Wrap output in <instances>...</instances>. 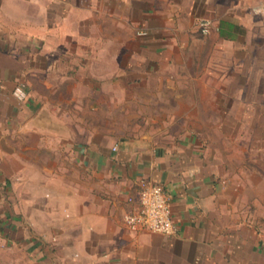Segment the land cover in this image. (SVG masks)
Here are the masks:
<instances>
[{
    "label": "crops",
    "instance_id": "crops-1",
    "mask_svg": "<svg viewBox=\"0 0 264 264\" xmlns=\"http://www.w3.org/2000/svg\"><path fill=\"white\" fill-rule=\"evenodd\" d=\"M217 6L215 0H0V264H264V228L250 226L248 212L236 206L235 186L222 184L191 135L163 143L110 138L71 113L82 106L71 95L75 86L89 85L82 65L90 51L113 53L118 66L107 74L120 78L128 74L120 68L122 52L130 50L149 61L130 74L168 77L157 90H185L174 80L181 76V29L218 15ZM93 11L101 26L110 20L117 30L140 26L148 35H73V21L87 25ZM41 89L70 98L53 103ZM176 98V108L186 105ZM142 181L170 193L177 233L125 226Z\"/></svg>",
    "mask_w": 264,
    "mask_h": 264
},
{
    "label": "rangeland",
    "instance_id": "rangeland-1",
    "mask_svg": "<svg viewBox=\"0 0 264 264\" xmlns=\"http://www.w3.org/2000/svg\"><path fill=\"white\" fill-rule=\"evenodd\" d=\"M215 2L218 15H203L181 29V76L174 80H181L185 90H157L155 85L161 87L168 77L130 74L144 71L149 62L134 57L130 50L122 52L120 68L128 74L120 78L107 74L118 66L113 53L90 51L89 62L82 65L89 68L82 77L89 85L75 86L71 95L82 106H74L71 113L84 118L87 123L83 127L110 138L150 136L152 141L163 143L171 142L172 135L175 139L179 134L181 139L191 135L203 156L222 173V184L235 186L236 206L248 212L250 226L264 228V0ZM96 14L91 12V20L81 27L73 21V35L80 32L98 38L120 34L125 39L148 35L140 26L117 30L110 20L101 26ZM202 18L212 21L207 33L199 26ZM230 19L237 24L234 33L220 35V22ZM81 60L78 56L75 67H81ZM40 94L53 103L56 99L60 102V97L62 101L70 98L69 93L54 94L46 89ZM178 95L186 103L181 109L174 104ZM175 112L179 114L175 116Z\"/></svg>",
    "mask_w": 264,
    "mask_h": 264
},
{
    "label": "built area",
    "instance_id": "built-area-1",
    "mask_svg": "<svg viewBox=\"0 0 264 264\" xmlns=\"http://www.w3.org/2000/svg\"><path fill=\"white\" fill-rule=\"evenodd\" d=\"M199 26L202 32L207 33L212 27V21L202 18ZM171 206L172 197L162 185L142 181L136 204L124 215L123 222L131 230L148 229L164 235H173L177 233L178 227Z\"/></svg>",
    "mask_w": 264,
    "mask_h": 264
},
{
    "label": "trees",
    "instance_id": "trees-1",
    "mask_svg": "<svg viewBox=\"0 0 264 264\" xmlns=\"http://www.w3.org/2000/svg\"><path fill=\"white\" fill-rule=\"evenodd\" d=\"M234 27L235 26L233 24H229L228 28L226 29L225 22H221L219 26V33L220 35H223V36L224 35L231 36L233 34Z\"/></svg>",
    "mask_w": 264,
    "mask_h": 264
}]
</instances>
